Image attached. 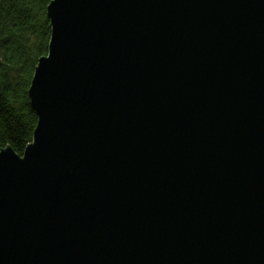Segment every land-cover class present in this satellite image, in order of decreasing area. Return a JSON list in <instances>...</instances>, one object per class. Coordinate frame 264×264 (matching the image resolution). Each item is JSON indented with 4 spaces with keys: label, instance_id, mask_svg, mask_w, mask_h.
Here are the masks:
<instances>
[{
    "label": "water",
    "instance_id": "1",
    "mask_svg": "<svg viewBox=\"0 0 264 264\" xmlns=\"http://www.w3.org/2000/svg\"><path fill=\"white\" fill-rule=\"evenodd\" d=\"M0 264H264V0H53Z\"/></svg>",
    "mask_w": 264,
    "mask_h": 264
},
{
    "label": "trees",
    "instance_id": "2",
    "mask_svg": "<svg viewBox=\"0 0 264 264\" xmlns=\"http://www.w3.org/2000/svg\"><path fill=\"white\" fill-rule=\"evenodd\" d=\"M53 0H0V150L23 156L38 116L29 89L39 60L48 55Z\"/></svg>",
    "mask_w": 264,
    "mask_h": 264
}]
</instances>
